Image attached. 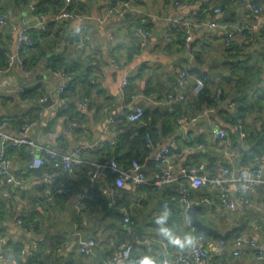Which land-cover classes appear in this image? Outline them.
I'll return each mask as SVG.
<instances>
[{"label":"crops","instance_id":"1","mask_svg":"<svg viewBox=\"0 0 264 264\" xmlns=\"http://www.w3.org/2000/svg\"><path fill=\"white\" fill-rule=\"evenodd\" d=\"M52 1L55 0H0V14L8 15L17 28L16 32L9 28L0 31V49L15 51L17 31L24 27H28L36 37L35 46L25 54L29 71L26 73L14 66L0 73V113L9 119L5 134L15 136L20 123L33 121L36 124L30 136L40 144L61 152L70 151L80 143L95 144L92 159L110 157L113 153L109 141H130L131 146V141L135 140L134 126H141L132 125L121 116L136 106H143L145 111L169 109L172 112L173 106L163 100L172 82L181 76L185 67L190 66L193 75L186 89L188 96L177 111L174 131L168 135L161 134L159 138L163 146L172 142L177 144L174 150L177 170L207 158L217 162L224 158L225 146L212 131L216 127L225 128L234 147L239 150L238 157L233 160L238 170L246 164L259 165L256 156L264 145V112L259 110L264 105V17L252 13L241 0H78L83 3V22L77 19L55 22L50 19L63 8L65 0H59L58 4ZM257 1L264 6V0ZM34 3L38 11L32 10ZM213 7L223 10L213 17L216 21L231 26L246 24L251 29L237 36L234 45H226L225 32L211 27L210 19L204 13ZM112 8L117 10L116 13H109ZM180 17H189L198 24L189 46L185 43L183 28L175 27L173 23ZM141 19H146L149 24L150 35L147 38L138 32ZM42 23H48L45 24L46 30H43ZM255 23L258 26L253 28ZM83 24L88 27L87 33L95 45L78 49L73 30ZM66 67H70L74 75L71 89L68 82L70 90L67 95H86L87 92L91 97L86 108L79 111L75 107L69 109L73 114L69 120L61 118V111L70 107L61 101L64 93L59 92L64 79L53 71ZM197 76L209 78L206 87L211 92L215 93L221 87L226 93V97L216 105L215 112L206 116L201 115L204 109L195 104L197 95L191 93ZM86 77L90 80L100 78V81L91 83L86 89L83 83ZM125 78L130 83L123 90ZM22 86L28 90L27 96L25 91L20 93ZM238 90L246 93L250 101L258 99L260 103L244 116L246 127L251 132L246 142L240 139L231 121ZM45 98H51L52 104L44 105ZM106 107H111V111L106 112ZM110 116L117 120L111 127L112 132L108 133ZM184 117L190 122L181 123L180 119ZM193 118L197 119L192 121ZM71 120H77L80 127L74 129ZM198 130L204 131L199 136L205 147L186 149V143L197 139ZM53 132L55 134H51ZM186 137L190 142H185ZM102 142L106 143L104 147L100 145ZM135 149L145 154L143 145H137L134 152ZM7 154L12 160L14 173L24 176L25 183L17 195L0 199V236L4 239L0 246L10 249L18 264H28L33 260L21 256V250L34 251L46 264H108V257L128 235L123 222V208L130 211L137 232L156 240H166L174 255L185 249L172 244L171 240L183 239L189 234V224L175 219L162 203L161 193L124 189L119 193L117 205L110 199H101L96 205L93 201H86L85 207L79 209L80 192L89 185L85 176L72 185V193L47 203L42 197L44 182L40 172L28 169L32 157L27 148H8ZM209 173H213L211 168ZM63 179L66 178L59 177V183ZM8 187L7 179L0 173V193ZM202 191L213 193L209 188ZM232 195L236 198L235 185H232ZM24 214L28 216L26 222L19 225L17 220ZM198 215L222 232L246 224L223 245L221 239L205 233L206 247L216 264H264L257 257L259 251H264V184L256 189L251 208L237 202L236 211L230 213L216 200L210 207L203 206ZM239 235L253 238L256 246L242 244L236 247L235 240ZM80 237L97 239L94 255L80 251ZM237 249L240 254L235 253ZM162 251L158 241L136 243L133 258L139 264L145 257L150 260L159 258ZM0 264H14L12 255L0 260ZM115 264L127 263L117 261Z\"/></svg>","mask_w":264,"mask_h":264},{"label":"built area","instance_id":"2","mask_svg":"<svg viewBox=\"0 0 264 264\" xmlns=\"http://www.w3.org/2000/svg\"><path fill=\"white\" fill-rule=\"evenodd\" d=\"M243 5L251 10L255 15L264 17V6L257 0H241ZM75 6H79L78 0H65L63 8L56 12L51 21H63L66 19H77L80 22L85 20V15L77 10ZM76 9H75V8ZM32 10L36 11V4L32 5ZM116 9L112 8L109 13H116ZM220 7H213L206 10V18L210 19V26L217 27L225 32L226 45H234V40L237 36L243 34L246 30H250L249 25L231 26L225 22H218L213 19L217 14L222 13ZM138 32L147 38L150 35L149 24L146 19H141ZM175 27L181 26L184 31L185 43L189 46L193 39L194 29L198 24L193 22L189 17H180L174 22ZM42 23L43 30L47 27ZM258 26L257 23L253 28ZM6 28L16 32L17 28L10 20L8 15L0 14V31ZM87 26L85 24L78 26L73 30V36L76 38L75 46L78 49L86 48L88 45L93 47L95 45L91 36L87 33ZM36 44V37L29 31L28 27L17 31V41L15 51L8 49L4 50L5 61L2 65L0 63V73L18 66L24 72H28L25 54L32 49ZM115 66L117 62L113 60ZM56 75H60L64 79V84L60 86L59 92L64 93L61 96V101L66 102L68 107L73 105L77 111L86 108L91 102L89 95L74 94L65 95L68 82L71 76L65 70H53ZM193 68L185 67L181 76L172 82V86L165 95L163 102L167 105L177 106L187 100L188 93L186 89L189 85V80ZM195 82L191 88L193 95H198L204 90L206 83L209 81L207 76L195 77ZM99 79L92 80V83H99ZM130 80L125 78L122 84L123 90H126ZM25 88L20 87V93H23ZM224 90L220 87L215 92L214 103L217 105L222 101ZM47 98L44 99V101ZM216 105L204 109L201 112L202 116H206L215 112ZM106 112L111 111V107L105 108ZM264 112V105L262 106ZM145 109L143 106H136L132 110L124 113L121 117L132 125L141 124L148 125L144 120ZM63 120H69L67 114H62ZM234 127L239 132L240 139L246 142L248 139L247 123L238 112V105L234 103ZM197 118L191 119L192 121ZM117 118L110 116L109 126L106 132H112L111 127L116 123ZM183 124L189 123L187 117L180 119ZM36 122L24 121L18 127V133L15 136H8L4 133L9 126V119L5 118L0 113V173L7 179L9 184L8 189L0 193V199L4 197H13L17 195L19 188L25 183V177L17 175L12 169V160L7 154L8 148H21L26 147L32 160L28 163V169L39 171L42 181L44 182L43 195L47 203H52L58 196L68 195L72 193V185L80 182L85 176L89 185L80 192V201L77 203L79 209L85 207L86 201L98 202V199H110L114 205H117L119 193L124 189L138 188L143 186H151L153 189L159 191L169 186H175L177 193L171 196L172 201L176 202L185 217L187 224H189V234L196 238V244L193 247L185 246V249L174 255L168 248L166 240H156L155 238L144 236L136 230L135 220L132 218L130 211L123 208V222L128 235L117 244L112 254L106 260L108 264H115L117 261H124L127 264H136L133 258V251L136 243L158 241L163 251L159 258L153 259L154 264H216L208 251L207 235L204 232H198L192 225L189 217V209L193 206H207L210 207L218 200L222 206L233 213L237 209V202L247 208L254 205V194L258 186L264 184V145L262 151L256 156L259 165L246 164L241 170H238L233 165L234 158L239 155V150L234 147L229 132L222 127L213 129V133L217 135L225 146L224 158L220 162H212L210 159L201 160L197 164H189L183 166L179 171L176 168V152L177 144L172 142L169 145L163 146L160 139H155L150 132H146L145 140V154L144 160L133 159L131 161L122 162L115 158L113 155L100 159H92L91 152L95 150V144H78L70 151L61 152L52 146L40 144L36 139L30 136V131ZM71 125L74 129L80 127L77 120H71ZM134 126V136L136 137L139 132ZM186 134L188 133L185 130ZM203 130L196 131V135H202ZM51 134H55L54 132ZM185 142H190L186 137ZM100 145L104 147L105 142ZM109 146L112 150L117 148L118 140L112 139L109 141ZM186 149L197 148L203 149L205 147L202 141H193L184 145ZM212 164V165H211ZM148 166V170L144 168ZM209 168L213 173H209ZM84 172V174L82 173ZM64 176L70 180V184L66 185L59 182V177ZM109 185V188H107ZM232 185L237 186L236 198L232 195ZM209 188L212 194L202 191ZM27 214H24L17 220L19 225H24L27 219ZM78 224H76L77 229ZM3 237L0 236V245L3 244ZM242 244H249L256 246V241L253 238L239 235L235 240V246L240 247ZM98 241L95 237L81 238L80 237V251L86 255H94L95 248ZM12 251L8 248L0 246V260L7 259L12 255V262L18 264V260ZM236 254H240L237 249ZM21 256H27L33 259L28 264H46L43 259L32 251L21 250ZM259 260L264 262V251L257 253ZM225 264V263H223Z\"/></svg>","mask_w":264,"mask_h":264},{"label":"trees","instance_id":"3","mask_svg":"<svg viewBox=\"0 0 264 264\" xmlns=\"http://www.w3.org/2000/svg\"><path fill=\"white\" fill-rule=\"evenodd\" d=\"M52 2L58 4L59 0H55ZM63 5L64 4L62 3V6ZM82 5H83V3L79 1V6L77 8L79 11H81L83 9ZM40 9H42V8L40 7ZM36 11H38V6L36 7ZM3 52L4 51L0 49V62L1 63H4V61H5L4 60L5 57H4ZM63 70L68 72L70 74V76L72 77L70 79V83L68 86L71 89L70 85H72L74 82V80H73L74 75H73L70 67H66ZM83 83H84L85 88L87 89L88 87H90V84L92 83V79L90 80L89 77H86V78H84ZM208 83H209V81L206 83V85ZM70 89L69 88L66 89L65 95H67V91H69ZM237 93H238V97H236L235 100H236L237 105H238V112L240 113L241 117H243L245 119V117H244L245 114H247L250 111H253L256 108V106L259 107L260 103H259L258 99L256 102L250 101L248 99L247 94L243 93L242 91L238 90ZM28 94H29L28 90H25L24 95L27 96ZM74 94L75 93L68 94V95H74ZM86 95H89V94L86 92ZM214 96H215V93L211 92L205 86L204 90L201 91L197 95L196 100H195V104L199 107V109H206V107L209 108L211 106H214V105H216L214 103ZM225 97H226V93L224 91V95L222 98L224 99ZM183 105L184 104L182 103L180 105L173 106V108L175 110V111L173 110L174 112L173 111L171 112V110H169V109L168 110L157 109V110H153V111H145L144 120L146 121V123L148 125H141L140 127L137 128V131L139 132V134L136 137L134 136L135 140L131 141V146L129 145L130 141L128 143V141L124 142L123 140L119 139L117 148L112 150V153H113L112 155L122 162L123 161L124 162L131 161L133 159H139L140 161H143L145 156L141 153V151L139 149H135V152H134L133 149L136 148L137 145H143L144 150L146 149L145 148V140H144V136H145L146 132H150L155 139H159L161 134H167V135L171 134L174 131L173 126H174L176 118L178 117L177 111L180 110V108H182ZM70 108L74 109L73 105H70L69 108L62 110L61 114H67L69 116V118L72 119L73 114H71L69 112ZM260 109H262V106L259 107V110ZM225 111L228 112V110H225ZM231 121H232V123H234L235 119L233 118V120H231ZM247 131H248V140H249V138L251 136V132H249L248 128H247ZM133 134H134V129H133ZM256 136H257V138L260 137L258 135H256ZM201 140L202 139L200 136H198L197 139H195V141H201ZM260 141L262 142V139ZM208 159H210L212 164L214 162H216L212 158H208ZM61 183L68 185V184H70V180H68L66 178V179H63V182H61ZM137 189L138 190L145 189L148 192H156L157 191V190L153 189V187H151V186L138 187ZM157 192L162 194V196H163L162 203H164L166 208L170 209L171 213L176 217L175 219L178 222H183V223L186 222L187 223L185 217L183 216V213H182L180 206L176 202L172 201V199H171V196L177 193V188L175 186H169V187H166V188L159 190ZM100 201H101V199L99 198L98 202H94V204L96 205ZM28 221H30V220H28ZM203 222H204V220H203ZM208 225H210V224H208Z\"/></svg>","mask_w":264,"mask_h":264},{"label":"water","instance_id":"4","mask_svg":"<svg viewBox=\"0 0 264 264\" xmlns=\"http://www.w3.org/2000/svg\"><path fill=\"white\" fill-rule=\"evenodd\" d=\"M52 99L47 98V100L44 101V105H50L52 104ZM145 171L148 170V166L144 168ZM203 206H193L189 209V217L191 220L192 225L196 228L198 232H204L210 236H214L216 238L221 239L222 245L225 244V242L230 238L233 234L237 233L238 231H241L244 229L246 224L235 226L233 228H230L229 230L222 232L217 227H214L212 225H208L200 218L198 215V211L202 210Z\"/></svg>","mask_w":264,"mask_h":264},{"label":"clouds","instance_id":"5","mask_svg":"<svg viewBox=\"0 0 264 264\" xmlns=\"http://www.w3.org/2000/svg\"><path fill=\"white\" fill-rule=\"evenodd\" d=\"M171 243L174 245H179L181 248H184L185 246L193 247L196 244V238L191 234H186L183 239L177 237L171 240ZM139 264H154V261L145 257L139 261Z\"/></svg>","mask_w":264,"mask_h":264}]
</instances>
